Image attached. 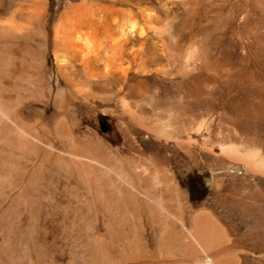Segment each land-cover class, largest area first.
<instances>
[{"label":"rangeland","instance_id":"374dc122","mask_svg":"<svg viewBox=\"0 0 264 264\" xmlns=\"http://www.w3.org/2000/svg\"><path fill=\"white\" fill-rule=\"evenodd\" d=\"M0 3V49L7 45L9 49L7 60H0L2 71L7 67L9 73L15 66L20 70L17 61L22 60L21 66L26 68L28 47L30 52H42L47 81L54 84L55 52L79 57L80 48L78 51L73 45L83 48L85 37L96 42L98 62L77 67L74 84L78 89H71L67 83L63 86L73 96L70 106L74 108V103H79L75 112L77 125L72 131L75 138L82 139L79 146L99 148L102 143L126 159L123 131L130 128L132 132L127 136L144 154L139 157V152H129L137 157L134 163L168 173L192 212H210L229 237L226 246L241 247L240 264H264V170H252L244 161L225 155L223 149L234 145L241 151L254 150L264 160V0ZM76 21H87L94 27L76 29L72 25ZM56 42L62 45L58 49ZM135 52L137 56L133 55ZM112 58L111 75L104 66ZM114 77L117 80L113 86L124 88V92L130 84L145 87L137 104L143 102L153 123L176 129L173 140L157 139L141 129L123 110L120 96L107 100L106 96L88 95L90 85ZM4 84L9 86L5 98L15 100L19 91L11 88V80ZM84 91L86 94H82ZM54 97L55 91L51 90L44 94L42 103L20 100L19 112L37 114L46 107L53 108ZM130 105L137 111L135 103ZM42 116L43 122H49L51 111L48 109ZM0 123L3 133L6 121L0 119ZM52 135L55 136L46 137L53 138L54 155L66 163L70 159L68 152L84 149L66 141L57 142ZM12 137L14 140L10 138L6 144L0 139V264H93L89 260L83 263L77 254L92 244L95 227L101 228L96 207H87L82 201L83 196L91 201L85 184L79 183L66 165L54 161H43L42 169L36 170L35 155L16 142L22 136L13 132ZM17 180L24 182L25 192L21 193ZM56 198L61 203L58 208ZM104 211L109 215L116 213L115 208ZM141 227L146 234L152 232L143 222ZM155 228L154 255L143 263L159 264L165 260L164 264H192L194 258L177 251L162 259V235ZM189 228L187 219L184 229Z\"/></svg>","mask_w":264,"mask_h":264},{"label":"bare ground","instance_id":"6f19581e","mask_svg":"<svg viewBox=\"0 0 264 264\" xmlns=\"http://www.w3.org/2000/svg\"><path fill=\"white\" fill-rule=\"evenodd\" d=\"M80 7L81 5H79V8ZM73 23L72 25L76 29L84 27L93 29L94 27L89 25L87 21L86 23L80 21H76L74 24ZM64 26L67 27L66 25ZM13 32H15V30ZM7 35L12 34L7 32ZM10 37L8 36L9 39ZM59 38L61 39V37ZM58 42L55 44V49L62 46ZM82 42L83 48L72 44L76 47V49L80 48L81 55L79 57L74 53L66 56L63 54L64 52H60L62 54L55 52L56 69L54 72V84H50L47 81L48 71L45 70L46 68H43L45 66L42 65L40 56V53L42 52L39 49L38 51L40 52L38 53L32 50V52H30L29 48L24 46L26 48V68L21 66L23 60L17 61L20 64V70H18L17 66H15L11 69V71H9V73H7V67L6 69H3V71L0 68V119L5 120L7 125L6 129H2L4 134L0 132L2 134H0L1 141L5 144L11 141V139H13V132L16 133L17 136H22L20 137L21 139L16 138V142L24 148L23 150L26 149L28 152L35 155L33 157H36V161L33 166H36V170L42 169L43 161H54V163H60V165H63L64 167L66 165L72 176L75 175L78 178L79 183L80 181L83 182L87 188L86 191L91 194V201L84 198L86 196H83L82 201H84L85 205L87 204V207L89 204L96 207V209H94L97 213V221H99L101 228L95 227L96 232H94V240L92 244L86 245V247L84 246L82 250L77 252L79 260L83 263L89 260V262L92 261L93 264H145L143 262L148 261L154 255L153 246L155 244L156 237L155 227H158V230L162 235V244L160 247L161 251L159 254L162 259H166L168 256L177 251L184 254V256L186 255V257L188 256L190 258H194L191 259L192 264H240L239 254L241 250L238 248L240 246H226L229 241V237L212 217L210 212L204 209L192 212L186 203L184 195L177 189L172 177L168 173L159 172L156 167H144L134 163L137 157L135 158L133 155L131 156L129 152H139V157L144 154L136 145L132 143L129 139L131 137L127 136L132 132L130 131V128H126L123 131L125 134L124 137L126 138L125 148L128 153L126 159H122L120 153L111 150L102 143H100L99 148L90 144H86L85 147H81V145L79 146V142L82 139L79 140L72 135V131L77 125L75 112L78 109L79 103H74V108L73 105L70 106L68 102L73 99V96L71 95V92L65 91L63 86L67 83L71 89L76 90L77 85L74 84V81L77 77V67H85V65L87 66V64L91 61L98 62L96 58L97 54L95 53V50H97L96 42H93L86 37L82 40ZM71 43L69 45L70 48L73 47ZM7 46L1 47L0 60H7L6 57H9V49L6 48ZM75 47H73V49ZM35 48L37 49V47ZM41 50L43 51V49ZM64 50L65 48L63 51ZM23 53L21 56L24 57ZM133 55L135 56L136 52ZM16 58L18 60V57ZM113 62L114 59L112 58L111 62H106L104 66L108 74L111 75L114 73V71H112L114 69ZM2 66L4 67L5 65L2 63ZM89 67L91 68V66ZM8 80H11V88L14 90L16 89L15 92L19 91L15 96V100H12V98H5L6 95L9 94V86H6L4 83ZM116 80L117 77H114L105 82H98L92 86L88 85V95L91 94L92 96L100 98H104L106 96L107 100H109L112 96H120L119 99L121 100L120 102L123 110L133 118L141 129L152 133L157 139L163 138L165 141L173 140V134L177 133V130L168 128L163 123H153L151 118H149L151 115L147 116L149 110H146L142 104L143 102L141 103L143 106L141 104H137V101L143 94L145 87L143 88L141 85H135L136 83L134 85L130 84L125 88L124 92V88L120 89L113 86V82ZM82 87L84 88L83 85ZM51 90L55 91L54 106L53 108H45L46 112L49 109L52 114L49 121L51 122V128H49V122H43L42 120V114L45 111H39L37 114H23V110H21L20 114V100H26L29 104L32 102L42 103L44 94L50 93ZM80 90L81 89L79 88V91ZM85 92L86 91L82 94H86ZM122 93L124 94L122 95ZM87 99L89 100L88 96ZM156 100L158 101L159 99L157 98ZM128 101L137 105L135 107L137 108V111L132 108ZM140 102L141 101H139V103ZM30 119L32 121H30ZM168 121H170V119ZM50 134H55V136H52L55 140L58 139L57 142L61 141L64 143L66 141L69 145H76L79 146L80 149H84L77 151L73 150V148V151L68 152L70 159L66 163L63 160H60L58 155H54L53 150L55 148V144L53 138L49 139L50 136H47L48 138L46 137V135ZM175 137H177V135ZM223 149L225 155L227 154L232 157V159L237 158L244 161L252 170H264V160L259 158L254 150L241 151L240 148L234 145H228ZM54 156L56 157V160L59 159L58 162L54 160ZM28 157L30 156H27V158ZM31 158L32 157H30V159ZM167 159L168 158L164 160L168 161ZM18 182L21 184V193L25 192L26 186L23 184L24 182L20 180ZM141 197H146L147 200H141ZM55 205L57 208L58 206L60 207L61 203L59 198H56ZM104 208H106L109 212L111 208H115L116 213L113 212L109 215L106 211H104ZM74 215L76 216V213ZM187 219L189 221L190 228L185 230L184 226L187 223ZM141 222L148 225V227L152 229L150 234H146L145 230L142 229V227L140 228ZM81 239L82 238H80V240ZM164 261L159 264H164L166 262ZM167 263L169 262L167 261Z\"/></svg>","mask_w":264,"mask_h":264}]
</instances>
